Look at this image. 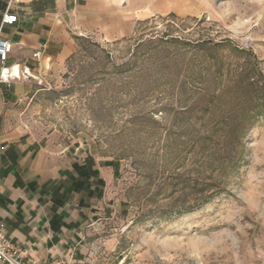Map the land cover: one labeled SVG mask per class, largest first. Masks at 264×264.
Segmentation results:
<instances>
[{
    "label": "rangeland",
    "instance_id": "1",
    "mask_svg": "<svg viewBox=\"0 0 264 264\" xmlns=\"http://www.w3.org/2000/svg\"><path fill=\"white\" fill-rule=\"evenodd\" d=\"M45 63L8 120L108 166L84 264H264V0H180Z\"/></svg>",
    "mask_w": 264,
    "mask_h": 264
},
{
    "label": "crops",
    "instance_id": "2",
    "mask_svg": "<svg viewBox=\"0 0 264 264\" xmlns=\"http://www.w3.org/2000/svg\"><path fill=\"white\" fill-rule=\"evenodd\" d=\"M180 0H0V37L12 42L2 65H17L35 74L37 60L62 63L75 39L113 40L128 35L133 20L176 12ZM17 22L2 25L4 12ZM0 82V224L25 259L52 264L85 258L84 234L104 188L103 172L91 155L66 153L49 139L9 125V106L23 94ZM75 149H77L75 147Z\"/></svg>",
    "mask_w": 264,
    "mask_h": 264
},
{
    "label": "built area",
    "instance_id": "3",
    "mask_svg": "<svg viewBox=\"0 0 264 264\" xmlns=\"http://www.w3.org/2000/svg\"><path fill=\"white\" fill-rule=\"evenodd\" d=\"M17 22V15L11 12H4L1 24L11 25ZM12 42L0 37V61L4 63L8 53L11 49ZM32 56L37 60V66L39 69L47 68L46 61H50L48 58L44 61L40 60L41 52L36 50L32 53ZM14 66L2 65L0 67V82L11 86V84L21 78V76H28L29 70L27 68L20 69L19 74L14 73ZM29 71V72H28ZM33 75V74H32ZM0 264H46L44 262L37 261L35 259H25L22 249L14 242L5 237L2 232V224H0ZM52 264H84L83 260L71 259L70 261L58 259Z\"/></svg>",
    "mask_w": 264,
    "mask_h": 264
},
{
    "label": "bare ground",
    "instance_id": "4",
    "mask_svg": "<svg viewBox=\"0 0 264 264\" xmlns=\"http://www.w3.org/2000/svg\"><path fill=\"white\" fill-rule=\"evenodd\" d=\"M13 71H14L15 74H17V73L19 74V67L17 65H14V70ZM30 75H32L31 72H29L28 76H30Z\"/></svg>",
    "mask_w": 264,
    "mask_h": 264
}]
</instances>
